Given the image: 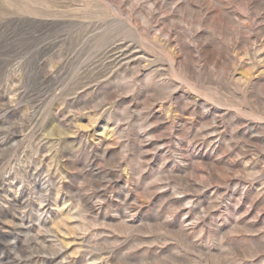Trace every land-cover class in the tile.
Segmentation results:
<instances>
[{"label": "rangeland", "instance_id": "374dc122", "mask_svg": "<svg viewBox=\"0 0 264 264\" xmlns=\"http://www.w3.org/2000/svg\"><path fill=\"white\" fill-rule=\"evenodd\" d=\"M0 264H264V0H0Z\"/></svg>", "mask_w": 264, "mask_h": 264}]
</instances>
